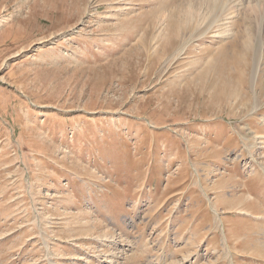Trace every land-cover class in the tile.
Segmentation results:
<instances>
[{
	"label": "rangeland",
	"instance_id": "374dc122",
	"mask_svg": "<svg viewBox=\"0 0 264 264\" xmlns=\"http://www.w3.org/2000/svg\"><path fill=\"white\" fill-rule=\"evenodd\" d=\"M0 264H264V0H0Z\"/></svg>",
	"mask_w": 264,
	"mask_h": 264
},
{
	"label": "bare ground",
	"instance_id": "6f19581e",
	"mask_svg": "<svg viewBox=\"0 0 264 264\" xmlns=\"http://www.w3.org/2000/svg\"><path fill=\"white\" fill-rule=\"evenodd\" d=\"M215 7V6H214ZM190 9V8H189ZM188 9V10H189ZM192 12V11H191ZM235 16V15H234ZM224 18H226V17H224ZM234 18V17H233ZM222 19V18H221ZM232 20H234V19H232ZM230 26V25H229ZM217 27V26H216ZM226 27V26H225ZM228 27V26H227ZM201 28V27H200ZM206 28V27H205ZM229 28V27H228ZM204 30V29H203ZM230 30L229 29H226L223 33L224 34H226V33H228ZM222 32V31H221ZM220 32V33H221ZM201 33V32H200ZM222 33V34H223ZM230 33V32H229ZM219 33H217V34H215V35H217V36H219L218 35ZM214 35V36H215ZM191 41V40H190ZM261 49H262V47H259V46H257V48H256V51H255V56H254V63H253V75H252V79H251V81H252V88L254 87V85H255V82L254 81H256V78H257V76H258V72H259V68H260V65H261V59H260V56L259 55H261ZM256 86V85H255ZM254 93V92H253ZM254 103H253V105H254V107L255 106H257V97H256V95L254 94Z\"/></svg>",
	"mask_w": 264,
	"mask_h": 264
}]
</instances>
